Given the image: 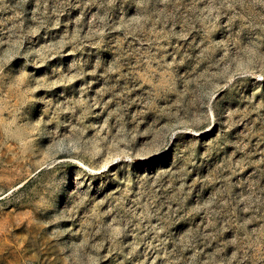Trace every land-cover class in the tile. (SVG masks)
<instances>
[{"label":"rangeland","instance_id":"obj_1","mask_svg":"<svg viewBox=\"0 0 264 264\" xmlns=\"http://www.w3.org/2000/svg\"><path fill=\"white\" fill-rule=\"evenodd\" d=\"M0 264H264V0H0Z\"/></svg>","mask_w":264,"mask_h":264}]
</instances>
